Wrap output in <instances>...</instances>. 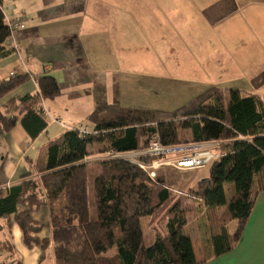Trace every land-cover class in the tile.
<instances>
[{
  "label": "trees",
  "instance_id": "16d2710c",
  "mask_svg": "<svg viewBox=\"0 0 264 264\" xmlns=\"http://www.w3.org/2000/svg\"><path fill=\"white\" fill-rule=\"evenodd\" d=\"M12 33L0 1L2 57L12 52L8 49ZM30 78L1 80L0 97ZM35 78L36 94L13 99L0 110L3 132L20 124L35 139L47 129L43 100L56 98L62 89L52 76ZM88 121L94 124L90 133L72 128L49 138L37 178L12 186L0 198V218L15 214L29 248H51L55 264H197L192 239L183 233L188 222L186 196L158 184L130 159L106 158L111 150L147 151L155 135L165 147L219 143L215 152L221 156L211 162L210 176L184 192L210 210L224 207L220 223L237 221L226 251L233 248L264 188V97L213 86L173 110L99 104ZM92 146L99 148L94 151ZM95 153L103 159L84 162ZM161 159L169 158L164 154L136 158L147 165ZM226 182L236 186L230 199ZM252 182H256L254 195L248 188ZM44 206L50 212L51 237L41 239L44 226L35 214ZM145 219L153 237L149 244ZM112 249L115 252L108 255Z\"/></svg>",
  "mask_w": 264,
  "mask_h": 264
},
{
  "label": "crops",
  "instance_id": "0c3cea01",
  "mask_svg": "<svg viewBox=\"0 0 264 264\" xmlns=\"http://www.w3.org/2000/svg\"><path fill=\"white\" fill-rule=\"evenodd\" d=\"M0 1L7 23L15 20L24 25L13 30L8 42V49L12 52L8 56H0V81L18 75H32V78L0 97V110L4 111L13 99L36 94L38 83L35 77L52 76L62 89L56 98L43 100L42 107L49 123L37 138L33 139L20 124L8 133L3 132L0 125V198H3L12 186L30 177L37 178L36 170L45 163L49 138L58 137L67 129H82L86 125L94 128L88 116L97 105L146 108L142 105V93H158L157 96L162 97L163 89L156 85L162 81L165 84L166 77H169L167 83L175 84L177 73L172 70L162 72L165 60L161 59L162 53L159 52H162V45L164 52L175 41L180 14L176 6L178 0ZM201 1L198 0V3L201 4ZM235 3L234 12L244 15L245 21L251 24V30L255 33L259 30L264 36V0H237ZM224 4L222 1L216 7L208 6L203 10L198 6L201 14L188 12V19L192 17L190 28L198 27L200 15L208 26L211 21L217 22L223 9H226ZM229 11L227 9L226 13ZM182 19L186 17L182 16ZM164 25L168 35L162 39ZM243 29L231 32V35L238 34L236 41L239 46L241 42L255 44L247 40L249 33L246 39H242ZM260 33H256L257 39H260ZM172 50L173 55L178 52L173 45ZM205 56H210L209 45L205 48ZM254 63L259 65L250 63V68L238 70L234 82L238 89L264 97V63ZM181 79L184 80V76ZM194 82L201 83L200 80ZM209 86L204 85L201 93ZM167 92H173V89ZM199 95H193L191 100ZM205 144H214L212 148L219 143L184 145L181 147L185 150L177 151L176 155L190 154L193 147ZM92 148L95 151L99 146ZM96 154L88 156L84 162L103 159ZM159 184L186 196L183 206L188 222L184 227L197 222L194 228L199 229V233L195 232L198 233L195 236L197 248L195 238L189 236L197 264H264V188L257 194L239 240L231 250L226 251L237 221L226 225L219 222L224 207L210 210L198 197L186 194L185 187L192 186L189 183L180 189L166 183V179H161ZM254 184L255 189L251 191L255 193L256 182ZM35 219L44 226L40 238H50L51 228L46 226L50 223L49 209L42 207L35 214ZM233 222L236 225L231 228ZM52 257V249L44 250L36 245L29 248L24 243L23 231L15 214L0 218V264H51Z\"/></svg>",
  "mask_w": 264,
  "mask_h": 264
},
{
  "label": "rangeland",
  "instance_id": "374dc122",
  "mask_svg": "<svg viewBox=\"0 0 264 264\" xmlns=\"http://www.w3.org/2000/svg\"><path fill=\"white\" fill-rule=\"evenodd\" d=\"M190 1H193V3L189 4ZM222 1L225 3L223 6L226 7V9H223L224 12L219 16L217 22L213 23L211 21L208 26L207 23L204 22L205 18L200 15L198 27L194 29L192 27L190 28L192 17L188 19V12L192 14H201V10H203L204 7H216ZM236 1L237 0H203L201 4H199L198 0H178L176 6L179 9L180 19L178 30L175 33V41L169 44L164 52L162 45V52H159L162 53L161 59L163 60L164 58L165 60L162 72L165 73L172 70L177 73L176 81H174L175 84L170 82L167 83L169 77H166L168 79H166L165 84L164 81H162L161 84L156 85L160 90L163 89L162 97H158V93H142V105L146 106L148 109L172 110L190 102L193 95L202 94L201 92L204 85L209 84V88L213 86L237 88V84L234 82V76H237L236 72H238V70L250 68V63H253L254 66L259 65L254 62L261 61V63H264V43H262L264 42V36L257 29L258 31H256V33H260V39H257L256 33L251 30V24H249L247 20L245 21L244 15L239 12H234ZM189 5L191 6L190 9H188ZM198 6L201 7V10H199ZM227 9H230L228 13H226ZM182 16H185L186 19H182ZM202 18H204V21ZM184 26H187V28H184ZM239 28H244L242 39H246L249 33L250 37L247 40L254 41L255 44L241 42L239 46L236 41L238 34L231 35V32ZM167 35L168 32L165 31L164 25L162 39ZM256 42H258V44ZM172 45L178 50L174 55V50L171 51ZM208 45L210 52L209 58L205 56V48H207ZM251 45L253 46L252 49L250 48ZM163 55H165V57H163ZM167 62H170V64H167ZM171 64H173V68ZM183 76L184 80L181 79ZM193 80H200L201 83L194 82ZM227 80L231 81L227 82ZM170 88L173 89V92H167ZM216 146L211 148L214 152ZM193 152H195V150H193L192 153ZM136 153L139 152L132 153L131 156H137ZM166 156L169 160L171 159L170 161L178 158L175 152L167 153ZM132 158L134 157H128V159ZM150 171L155 172L154 179L158 184L161 182V179L162 181L166 179V183L172 184L176 189H180L186 183L193 185L200 179L205 180L208 178L212 171V163L200 169L178 170L177 167L169 165L161 168L158 167V169H150ZM224 187L226 197L230 199L236 191V186L232 182H226ZM249 187L250 190L253 191L255 189L254 182H252ZM190 203L191 205L193 204L192 201ZM143 223L145 240H147V243H150L151 234L149 235V232H151V230L150 226L147 224V219H145ZM235 225L236 222H233L231 228ZM46 226L49 228L50 223H47ZM194 226L197 227V222L189 223L188 226L183 228V233L191 238H195L199 233V229L196 230ZM195 232L198 233L195 234ZM195 241L196 238L194 242ZM195 246L197 248L196 242ZM114 252L115 249H112L108 252V255H112ZM53 262L54 258L52 257L51 264H53Z\"/></svg>",
  "mask_w": 264,
  "mask_h": 264
},
{
  "label": "built area",
  "instance_id": "2783aa9c",
  "mask_svg": "<svg viewBox=\"0 0 264 264\" xmlns=\"http://www.w3.org/2000/svg\"><path fill=\"white\" fill-rule=\"evenodd\" d=\"M9 25H10L12 30H15V29L20 28V27L21 28L24 27L23 24H21L19 21H15V20L10 21ZM93 129H94L93 127L86 125L81 130H82V133L87 134V133L92 132ZM212 145H214V144H205V145L193 147L192 151L195 150V152L180 156V157H178L172 161H170L171 159L170 160L169 159H167V160L161 159V160L154 161L150 165H147V164H144L142 162L137 161L136 157L142 156V155H149V156L162 155V154L166 155L167 153H171V152L176 153L177 151H179L181 149L185 150L182 147L177 148V147L162 146L159 137L157 135H155L153 137L150 148L147 151L136 153L137 156H131L132 153L120 154V153H116V152L111 150V151L106 153V158L128 159V157H134L130 160H132L133 162L138 164L141 168H143L150 175V177L155 181V179H154L155 172L154 171L151 172L150 169H157L158 167L163 166V165H173V166L177 167L178 169H185V170L186 169H200V168L207 166L214 159L220 157L219 154H217L216 152H214L211 149Z\"/></svg>",
  "mask_w": 264,
  "mask_h": 264
}]
</instances>
